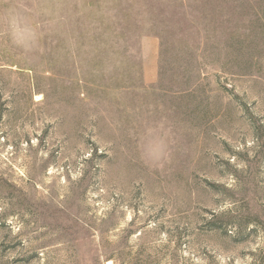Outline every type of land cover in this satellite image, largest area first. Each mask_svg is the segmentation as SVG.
<instances>
[{"label": "rangeland", "instance_id": "obj_1", "mask_svg": "<svg viewBox=\"0 0 264 264\" xmlns=\"http://www.w3.org/2000/svg\"><path fill=\"white\" fill-rule=\"evenodd\" d=\"M264 264V0H0V264Z\"/></svg>", "mask_w": 264, "mask_h": 264}, {"label": "bare ground", "instance_id": "obj_2", "mask_svg": "<svg viewBox=\"0 0 264 264\" xmlns=\"http://www.w3.org/2000/svg\"><path fill=\"white\" fill-rule=\"evenodd\" d=\"M110 264V263H109Z\"/></svg>", "mask_w": 264, "mask_h": 264}]
</instances>
